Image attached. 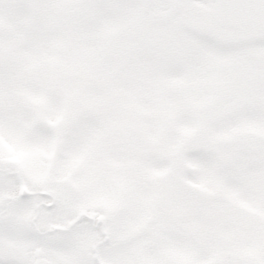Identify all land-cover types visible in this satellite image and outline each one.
<instances>
[{
    "label": "snow or ice",
    "instance_id": "6c2138e0",
    "mask_svg": "<svg viewBox=\"0 0 264 264\" xmlns=\"http://www.w3.org/2000/svg\"><path fill=\"white\" fill-rule=\"evenodd\" d=\"M0 264H264V0H0Z\"/></svg>",
    "mask_w": 264,
    "mask_h": 264
}]
</instances>
